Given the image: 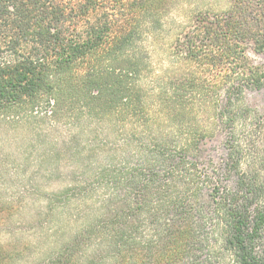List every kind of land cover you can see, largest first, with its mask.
<instances>
[{
	"label": "trees",
	"instance_id": "16d2710c",
	"mask_svg": "<svg viewBox=\"0 0 264 264\" xmlns=\"http://www.w3.org/2000/svg\"><path fill=\"white\" fill-rule=\"evenodd\" d=\"M175 1L197 25L156 71ZM195 1L0 0V134L51 132L58 155L82 136L101 171V264H264V112L245 102L264 91V0ZM215 136L220 155L204 148Z\"/></svg>",
	"mask_w": 264,
	"mask_h": 264
},
{
	"label": "rangeland",
	"instance_id": "374dc122",
	"mask_svg": "<svg viewBox=\"0 0 264 264\" xmlns=\"http://www.w3.org/2000/svg\"><path fill=\"white\" fill-rule=\"evenodd\" d=\"M195 3L212 13L222 9L225 1ZM174 6L178 10L173 12L174 18L158 33L156 46L152 44L148 50L156 71L177 65L181 56L174 49L175 39L197 25L188 5L175 1ZM245 53L251 63H263L262 54L250 49ZM195 65L185 62L182 70L188 74ZM211 79L209 75L203 78ZM245 102L262 116L264 91L246 92ZM53 137L51 132L39 130L0 134V264H49L52 251L62 244L70 247V255L58 264H101V215H97L101 214V171L93 166L95 154H83L86 145L78 135L66 150L55 154ZM220 140V136L210 139L205 150H217L220 155ZM80 198L89 201L79 204ZM85 222L91 228L84 226ZM95 246L98 251L90 253ZM87 254L88 262L83 259Z\"/></svg>",
	"mask_w": 264,
	"mask_h": 264
}]
</instances>
